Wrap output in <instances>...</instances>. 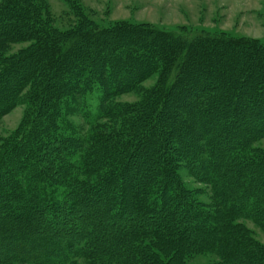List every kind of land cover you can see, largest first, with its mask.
I'll list each match as a JSON object with an SVG mask.
<instances>
[{
  "label": "trees",
  "instance_id": "obj_1",
  "mask_svg": "<svg viewBox=\"0 0 264 264\" xmlns=\"http://www.w3.org/2000/svg\"><path fill=\"white\" fill-rule=\"evenodd\" d=\"M43 7L0 0V120L26 108L23 128L0 151V210L13 206L9 214L23 220L17 235L0 238V263L183 264V255L206 251L219 264H264V246L236 222L246 217L264 228V152L254 146L264 139V43L128 22L100 26L81 14L61 30ZM18 42L28 44L8 54ZM128 92L140 101L117 100ZM94 96L91 130L69 131L68 117H89ZM102 120L122 124L103 131ZM48 146L56 150L52 171L43 161ZM187 162L211 187L218 211L184 192L178 172ZM54 185L69 198L71 221L91 224L82 236L110 230L106 246L79 241L73 229L58 238ZM93 194L102 198L88 218L82 213ZM44 219L50 225L41 230Z\"/></svg>",
  "mask_w": 264,
  "mask_h": 264
},
{
  "label": "rangeland",
  "instance_id": "obj_2",
  "mask_svg": "<svg viewBox=\"0 0 264 264\" xmlns=\"http://www.w3.org/2000/svg\"><path fill=\"white\" fill-rule=\"evenodd\" d=\"M43 3L42 13L44 17L48 18L54 26L61 30H66L74 27L79 22V15L81 14L84 20L93 21L100 26H108L116 22H128L133 24L151 25L159 29H165L169 31H179L181 29L191 31L205 30L215 34H229L233 36L245 37L249 39H257L264 43V0H41ZM71 1V2H70ZM73 5V6H72ZM77 8V9H76ZM77 10H79L77 12ZM28 43H13L7 50L8 54L18 52L22 47ZM156 82V76L151 77L143 83L145 88H149ZM118 101L123 104L130 103L136 104L140 101V96L137 92H128L119 96ZM98 101L94 98L87 100L86 112L88 111L89 117H85L82 114L76 113L70 115L71 128L69 131H76L79 136L86 135L92 128L88 123V119L93 120ZM25 105L19 104L15 108L6 113L0 120V151L4 148V141L17 134L24 124L25 118ZM185 110V109H182ZM191 118V117H190ZM101 129L103 131L116 130L121 127L122 122L116 120H102ZM23 128V127H22ZM177 146L180 145L179 141ZM254 146L264 152V139H259L254 142ZM43 161L46 162L47 167L52 171L55 167L54 161H50V156H56V150L50 146L46 147ZM169 152H174L170 148ZM48 157V158H47ZM189 162V161H188ZM182 163L179 166V180L184 188V192L188 197L209 212L218 211L216 209L212 191L209 184L206 181H201L194 176L193 170L190 168V163ZM62 171V170H61ZM55 176L57 177L55 178ZM61 174L60 169L57 174H54L52 179L58 184ZM39 182V181H38ZM41 182V181H40ZM39 182V183H40ZM42 183V182H41ZM5 188V187H4ZM54 198L57 204L56 213L59 216L62 223L60 227L61 232L58 238H61L64 234H69V230L73 229L76 237L79 241L83 242L85 239L95 240L101 246L107 245L106 241L102 238H106L110 230L101 231L98 230V234L93 236L87 234L82 236L81 229L92 228L91 224L88 226L80 227L73 223L70 218L69 202L65 196L64 189L60 185H54ZM102 197L97 194L92 195V202L84 209L82 213L88 214L90 209L95 205V201H101ZM105 203L104 198L101 202ZM27 204V202H26ZM94 204V205H93ZM102 204H97L102 208ZM88 208V209H87ZM13 211V206L10 208H4L0 210V238L5 237L6 234L17 235L19 233L20 224L23 222L21 219L14 218L12 214H9V210ZM74 213H77V209L74 208ZM8 213V214H7ZM70 215H69V214ZM102 215H104V212ZM5 215V216H4ZM11 215V216H6ZM42 215V214H41ZM92 215V214H91ZM90 213L88 218L91 217ZM101 215V214H97ZM3 216V217H2ZM72 216V215H71ZM24 217H26L24 215ZM28 217V216H27ZM97 224H102L101 216L96 217ZM95 220V221H96ZM76 221V220H75ZM77 222H82L80 218ZM238 223L242 224L252 235V237L264 246V228L255 223L253 220L246 217L237 218ZM48 222L44 219L39 227H49ZM95 226L93 223L92 226ZM52 226V223H51ZM93 226V227H94ZM22 227V226H21ZM38 229V233L40 232ZM63 233V234H62ZM62 234V235H61ZM98 235H102L98 237ZM63 238V237H62ZM5 243V242H3ZM0 243V255L5 251V246ZM99 247V246H98ZM183 264H219V258L212 252H194L187 255H183ZM168 260V257L162 255L161 260ZM75 264H94L83 258H76ZM0 264H28V263H0ZM176 264H178L176 262Z\"/></svg>",
  "mask_w": 264,
  "mask_h": 264
}]
</instances>
